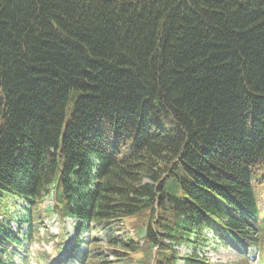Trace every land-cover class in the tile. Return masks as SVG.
<instances>
[{
  "label": "trees",
  "instance_id": "16d2710c",
  "mask_svg": "<svg viewBox=\"0 0 264 264\" xmlns=\"http://www.w3.org/2000/svg\"><path fill=\"white\" fill-rule=\"evenodd\" d=\"M258 183L264 0H0V264L49 198L80 264H214L227 239L263 264ZM91 222L106 247L80 253Z\"/></svg>",
  "mask_w": 264,
  "mask_h": 264
},
{
  "label": "rangeland",
  "instance_id": "374dc122",
  "mask_svg": "<svg viewBox=\"0 0 264 264\" xmlns=\"http://www.w3.org/2000/svg\"><path fill=\"white\" fill-rule=\"evenodd\" d=\"M260 197H262L261 194ZM48 201L51 200L46 199L45 202L41 204V207L47 208L49 206L47 205ZM15 208H16V204H13L12 209ZM47 218H48L47 221L49 222V226H50L49 229L51 231L57 234L64 233L65 236L67 235V233L72 235L75 232V229L70 220L67 221L66 228L64 229L62 227L60 220L57 219L55 215L50 214ZM148 219L149 216L147 214H140L137 217L125 218L124 220V223L126 225L125 227L131 234H133L135 240H138L139 238V236L136 233L140 231L144 226L148 225ZM11 225L12 227L15 228L17 226V223L13 222ZM92 235L101 238V234L98 232H94ZM208 235L212 236L213 233L209 232ZM44 236L48 237L49 235L46 234ZM33 237L35 238L33 239V242L26 241L27 243V249L25 250L27 256L26 264H40L42 258V255L40 253L43 250L52 252L53 255H55L56 252L59 250V248H57L58 246L57 242H54V240L52 239H50L49 241L43 240L41 231L37 235L33 234ZM67 242L69 243L70 240H67ZM101 245L106 247L105 244H101ZM178 250L180 254H185L186 252L192 251V247L183 245V246H179ZM200 253L205 255L209 259V262L214 264H235L242 259L241 256L243 252H241L229 239H227V242L224 243L219 240L216 241L212 246L206 247L204 250L200 251ZM137 256L138 255H131V258L127 260V263H130L131 260L132 259L134 260L135 258H137ZM252 256H254L253 253ZM22 260H24V258H22ZM110 261L112 263L118 262L114 257H111ZM178 264H185V263L183 261H180ZM250 264H258V263L255 261V258H252Z\"/></svg>",
  "mask_w": 264,
  "mask_h": 264
}]
</instances>
